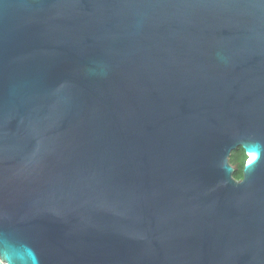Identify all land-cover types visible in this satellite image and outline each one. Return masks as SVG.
<instances>
[{"label": "water", "instance_id": "95a60500", "mask_svg": "<svg viewBox=\"0 0 264 264\" xmlns=\"http://www.w3.org/2000/svg\"><path fill=\"white\" fill-rule=\"evenodd\" d=\"M0 264H264V0H0Z\"/></svg>", "mask_w": 264, "mask_h": 264}, {"label": "trees", "instance_id": "16d2710c", "mask_svg": "<svg viewBox=\"0 0 264 264\" xmlns=\"http://www.w3.org/2000/svg\"><path fill=\"white\" fill-rule=\"evenodd\" d=\"M247 160L248 158L242 148L233 151L230 156V163L232 166H235L233 176L238 181L243 178V168Z\"/></svg>", "mask_w": 264, "mask_h": 264}, {"label": "rangeland", "instance_id": "374dc122", "mask_svg": "<svg viewBox=\"0 0 264 264\" xmlns=\"http://www.w3.org/2000/svg\"><path fill=\"white\" fill-rule=\"evenodd\" d=\"M235 169V166H232Z\"/></svg>", "mask_w": 264, "mask_h": 264}]
</instances>
